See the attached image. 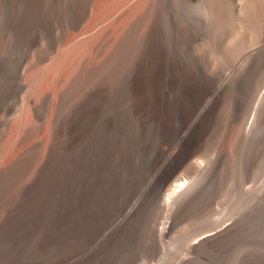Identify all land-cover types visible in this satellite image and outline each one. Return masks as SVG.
Masks as SVG:
<instances>
[{"label": "bare ground", "instance_id": "bare-ground-1", "mask_svg": "<svg viewBox=\"0 0 264 264\" xmlns=\"http://www.w3.org/2000/svg\"><path fill=\"white\" fill-rule=\"evenodd\" d=\"M184 2L192 14L203 22L202 27L196 28L192 25H182L186 20L183 18L184 21L181 20L183 22L181 24L176 19L173 0H50L48 2L44 1L40 6L39 4L37 5V0H9L8 11L3 5L0 6V98L6 93H16L24 87L23 85L26 83L23 84L21 75L26 73H24L25 70L22 73L21 69L24 61L30 58L31 54L35 61L33 63L32 60L31 65L33 63V65H36L35 68L37 67L28 77L29 83L32 82L33 84V92L30 96L26 95L27 93L25 94V97L28 96L26 100L22 98L26 101V104L21 101L26 107L24 109L23 104L21 105L24 111L16 118L17 120L14 118L16 121L12 125L10 132L7 130L8 134L4 137L3 142L1 141L3 143L0 154L1 205L4 203L8 204L18 195L27 196L33 190L35 183L40 185V189H44L46 186L43 183L45 181L48 182L52 177H56L53 173L54 168L62 175L65 170L76 172V170L80 171L83 167L91 165L94 169V179L92 178V181L97 194H100L102 187L105 186V178L102 174L103 164H101L102 160H104L105 151L109 155V160L107 159L108 168L110 167L113 171H116L120 159L118 150L120 140L123 138L125 149L129 151L132 147L131 143L132 138L135 137L134 135L137 132L142 134L146 131L156 135L159 140L156 143L155 159L153 162L151 161L152 164H150L151 166L149 165V171L145 174L146 191L139 195V191L136 190V192L128 193L122 200L116 202L113 209L109 212V218L104 222L102 229L103 231L117 229L118 226L136 213L140 205H142L143 198H146L149 202L155 201L163 205L173 204V207L171 206V215L166 220L164 219L165 221L158 222L155 227V231L160 236H166L173 227L175 210L197 188V180L195 182L191 181L184 176L179 168L181 165H186L190 172H198L203 169V172H205L209 166H206L205 159L200 158L203 156H197L203 133L212 125L215 126L216 123L221 126L222 144L219 154L220 151L222 152L226 148L231 149L237 146L245 138V131L251 128L255 122L257 123L254 124L256 126L252 133L253 137H256L254 133L257 134V131L261 128L263 129L264 126V101L261 108H259L258 120L256 117V108L258 106L256 107L255 104L259 97L264 96V84L257 85L258 88L255 89L247 115L241 119H238L235 110L233 112L230 110L232 112L230 114L224 112L221 104L225 101V97L234 89L236 90L237 87L238 89H246L249 86V81L244 85L238 83V79L241 76V66L245 63L253 64L258 62V60H264V0H184ZM49 5L52 7L51 20L47 16ZM175 7L178 8V5ZM184 9H186L185 6ZM180 11L178 10V13ZM183 13L181 14L183 15ZM52 21L53 23H51ZM66 23H70L73 30L66 35V41L64 40L65 42L61 46L56 47L53 43L57 41H53L54 37L52 38L51 31L55 26L64 27ZM60 29L63 30V28ZM63 35L65 36V34ZM63 35H61L62 39L64 38ZM48 37L51 38L49 42L52 43H48L49 45L46 49L38 50L35 48L40 39ZM207 38L215 42V46L221 54H219L220 58L221 56L224 58L222 67L220 66L222 68L220 72H217V69L215 70L212 65V61L209 58L210 55H206L202 59L195 58L193 61L190 60L189 63L191 64L187 65L186 58L179 51L181 45L196 46L203 41H207ZM40 48H42V45ZM200 50L199 52L202 51ZM198 55L200 56L199 53ZM217 65L215 64L216 67ZM25 78H27L26 75ZM252 88L254 89V87ZM252 88L250 92L253 91ZM136 129L137 132L135 133ZM253 141L250 142L252 143ZM242 145H239V147ZM0 147H2V144ZM236 148L235 150H237ZM250 149L248 150L249 153H251ZM255 151L257 152V150ZM104 157L107 156L105 155ZM253 159L251 161H254ZM248 161H250V158ZM210 166L209 168L214 167ZM248 166L251 167V165ZM69 179L67 180L69 181ZM57 190L59 191V189ZM42 191L41 194L43 193ZM210 192L212 191L210 190ZM78 193V196H82ZM88 193L89 195L91 194L90 192ZM197 193L196 196L200 195ZM17 201L20 200L18 199ZM80 205L78 206L80 207ZM95 206L98 205L96 204ZM204 206L206 205L204 204ZM53 207L56 208L55 206ZM75 207L74 210L76 209ZM84 210L83 212L87 211ZM59 214L61 213L59 212ZM189 214L191 213L189 212ZM79 215L81 214L79 213ZM252 219L251 221H253ZM230 227L231 221L222 222L219 226L202 230L195 234L194 237L191 235L188 244L187 241L186 244L188 248H195L208 242L212 243V241L225 239L228 235H231ZM248 235L250 234L248 233ZM92 239L95 240L94 238ZM186 247H184L185 250ZM184 248L182 251H184ZM187 250L184 252L188 253ZM83 254V252L74 251V253L54 263L52 262V264H74L76 261L81 260L80 258ZM181 256L180 258L182 259L183 255ZM216 256L218 257V255ZM180 258L178 259L179 261Z\"/></svg>", "mask_w": 264, "mask_h": 264}, {"label": "rangeland", "instance_id": "rangeland-1", "mask_svg": "<svg viewBox=\"0 0 264 264\" xmlns=\"http://www.w3.org/2000/svg\"><path fill=\"white\" fill-rule=\"evenodd\" d=\"M44 1L48 2L50 0H37V5L39 4V6H40L41 4H43ZM179 1L181 2V4ZM173 2H174L173 8H174V13H175L176 19L181 24L183 23V22H181V20L184 21L183 18H185V20L188 21V22L184 21V24H182V25H184V26L192 25V26H195L196 28L203 26V22L200 19H198L197 16H194V14H192V12L189 10V8L186 7L187 5L184 2V0H176V1L173 0ZM8 3H9V0H0V6L3 5L7 11H8ZM174 5L175 6L178 5V8L175 7ZM182 5H184L186 9H184V6H182ZM175 8H176V10H175ZM51 10H52V7H51V5H49L48 9H47V16L49 18L52 16ZM178 10L179 11L181 10L179 12L180 14L185 11L186 13L184 12L183 15L181 14L182 16H185V17H182L178 13ZM48 12H49V14H48ZM51 19L52 18H50V20ZM51 23H53V21ZM67 24H68V26H67L68 28L66 27ZM200 24H202V25H200ZM54 25H55V23H54ZM66 25L64 27L55 26L54 29L51 31L52 38L54 37L53 41L54 42L57 41L56 43H53V44H55L56 47L59 45L61 46V44H63L66 41V35L73 30L70 23H66ZM60 28H63V30H65L66 32ZM61 32H65V33H61ZM63 34H65V36ZM61 35H63V37H64L63 39H62ZM42 39H40L39 42H37L38 44L35 45V48H37L38 50L46 49L49 45L48 43H52V42H49L51 40V38H49V37L45 38L46 40L45 39L42 40ZM58 40H60V41H58ZM39 43H41V44H39ZM210 43H211V49H210ZM43 44L45 45V47ZM41 45H42V48H40ZM197 45H199V46H197ZM197 45L191 46V47L188 45H186V46L181 45L179 47L180 53H183L182 55L186 58L185 61H186L187 65L191 64V63H189L190 60L193 61L195 58L196 59H199V58L202 59L206 55L207 56L210 55L209 58L212 61L211 62L212 65L215 67V70L217 69L216 70L217 72H220L222 70L221 67H222V63L224 61V58L222 56H221V58L223 60L220 58L221 54H220L219 50L217 49V47L215 46L216 45L215 42L207 38V41H203L202 43L197 44ZM203 45H205V46H203ZM198 47H199V49H197ZM191 48H192V51H191ZM200 48L202 51L200 50ZM204 48H206V49L209 48V49L206 50ZM199 50L201 52H199ZM184 52H186V53H184ZM190 53H193V54L190 55ZM198 53L200 54V56L198 55ZM192 55H194L195 57L194 56L192 57ZM211 56H213V57L211 58ZM28 59H29V62H28ZM33 59H34V57L31 54L30 58H27L24 61V64H23L24 67L22 66V69H21L22 73L25 70L24 73H26L25 75L27 77V78H25L24 74L21 75L23 84L26 83L23 85L24 87H22V89L16 93H12V94L6 93L5 95H3L0 98V109H2V110H0V143L2 144V147H0V154L2 151L1 149L3 148L2 142H3L6 134H8L7 130H8V132H10L12 125L17 120L16 118H18L20 116L21 112L24 111V110H22L23 109L22 106L24 107V109L26 107V105H25L26 101H24L22 98H24L26 100V97L30 96L33 92V86H32L33 84H32V82L29 83V80H28L29 79L28 77L30 76V74L32 72H34L35 69H37V67L35 68L36 65L35 64L33 65V63L35 62ZM32 60H33V63L31 65ZM214 62H216V63H214ZM259 62H260V64H259ZM29 63H30V65H29ZM217 63H218V65H217ZM215 64L217 65V67L215 66ZM26 66H27V68H26ZM32 66H34V67H32ZM30 67H32L31 69L33 71L30 69ZM218 67L220 68V70ZM24 68H26V69H24ZM251 68H252V70H251ZM240 74H241V76L238 79V83L240 85H244L246 82L249 81L250 82V83L248 82L249 86L246 89H243V88L238 89V87H237L236 90L234 89L230 94H228L225 97L226 98L225 101L221 104V107L224 110V112H226L228 114L232 113L235 110L237 112L238 119H241L247 115V112H248L249 106L251 104V100H252L253 94L255 92V89H257L258 86L264 84V78H263L264 77L263 76L264 75V60H260V61L258 60V62H255L253 64L245 63L240 68ZM23 79H26V80H23ZM246 79H248V80L246 81ZM26 86H28V87H26ZM252 87H254V89ZM251 88L253 90L252 92H250ZM23 89H24V91H23ZM28 92H29V94H28ZM25 94L28 96L25 97ZM7 97H9V98H7ZM263 99H264V96H262L261 98L259 97L255 103L256 107L258 106L256 108L257 120H258V117L260 114L259 108H261L263 101H264ZM21 101L25 104H23ZM258 102H260L259 103L260 105L258 104ZM242 103H243V105H242ZM223 105H224V107H223ZM20 109H21V111H20ZM17 110H18V113H17ZM14 118L16 120H14ZM10 122H12V123H10ZM263 122H264V115H263ZM256 123L257 122H255L254 124H256ZM254 124L251 126L252 129L251 128L247 129L249 132L247 130L245 131V135H244L245 138H243V140L240 141L237 146H234L231 148L232 151H230L231 150L230 148H226V149L222 150V152L220 151L221 155L219 154L220 146L222 144V141H221L222 135L220 132L221 126L218 123H216L215 126L217 125L218 127L217 126L215 127L214 125H212L203 133L202 138H201L202 142L200 141V144H201L200 150L198 151L197 156H199V155L203 156V157H200V156L199 157L201 159H205L206 166L211 165L214 167L209 168V166H208L207 170H205V172H203L204 169L200 170L198 172H190L186 165H181V167L179 169L184 174V176L188 177V179H190L193 182H195L197 180V188L195 190L196 192L194 191L195 193L193 192L188 198H186L182 202L183 204H181L175 210V212H174V224L172 227L173 230L171 229V231L166 236H160L155 231V227H156L158 222L165 221L171 215V209H172L171 206L173 207V204H164L163 205V204L157 203L155 201L149 202L146 200V198H143V200L141 202L142 205H140V208H138L136 213L130 219H128L126 222H124L122 225L118 226L117 229L114 228L110 231H108V230L103 231V229H102L104 222L109 218V212L111 211V209H113L116 202H119L120 200H122V198L125 195H128V193L136 192V190L139 191L138 192L139 195H142L143 193H145V191H146V183H144V178L146 176L145 174H147V172L149 171V167L151 166L150 164H152L153 160L155 159L156 146H157L156 143H158V141H159L158 137L156 135H154L150 132L147 133L146 131H144L141 134V133H138L137 129H136L135 133L136 132L137 133L134 135L135 137L132 138L133 139L132 143H131L132 149L130 148L129 151L125 149V144H124L125 141L122 138L119 142V149L118 150L120 152L119 153L120 159L118 161L116 171H113V169L110 167L108 168V160H109L108 156L109 155L105 151L104 156L106 155L107 157L103 156L104 160H102V163H101V164H103L102 165V174L104 175V178H105L104 179L105 186H103L101 189L102 195H101V193L97 194V190L94 187L95 185L93 184V181H92L94 179V177H93L94 169L91 165H89V166L87 165L86 167H83L82 169H80V171L76 170V172L70 171V170H67V171L65 170V172H63L64 174H62V175L60 173H58V170L56 171V169L54 168L53 173L56 177H52V178H50V180H48V182L45 181L43 183V185L46 186L45 187L46 189L44 188V186H43L44 189H40V185H37L35 183L34 184L35 186L33 185V188H32L33 190L27 196L26 195H22V196L18 195L17 197L13 198L8 204L7 203L6 204L4 203L2 205L0 204V219H1L0 220V224H1L0 225V239H1L0 240V264H52V262L54 263V262L58 261L59 259L64 258L71 253H74V251L84 253L83 256L80 258L81 260L79 259L80 261H76L74 264H170L171 261H172L171 264H184L185 261H186L185 264H264V207H263L264 206V148H263L264 147V140H262V139H264V137H263L264 136V126H263V129L261 128L257 131V134L254 133V136H256V137H253L252 132H254V128L256 126V125L254 126ZM217 128H219V129L217 130ZM3 129H4V131H3ZM141 136H142V138H141ZM153 137H157V138H153ZM139 138H140V140H138ZM135 140H136V142H135ZM261 140H262V142H261ZM153 141H155V142H153ZM250 141H253L254 143L253 142L251 143ZM257 142H258V144H256ZM141 144H143V145H141ZM150 145H153V146H150ZM239 145H242V146L239 147ZM258 145H260V146L257 147ZM135 146H137V147H135ZM250 147H251V149H250ZM254 147H256V148H254ZM235 148L237 150H235ZM248 148L250 149L251 153H249ZM255 150H257V152ZM241 152H243V153H241ZM130 153H132V154H130ZM231 153H232V155H231ZM248 153H249L250 157H248L249 156ZM242 154H243V156H242ZM253 155L254 156L256 155L257 157L256 156L254 157ZM219 156H221V157L219 158ZM251 156H252V158H251ZM249 158H250V161H248ZM5 159H3V161H5ZM251 159H253L254 161H251ZM149 161L150 162L152 161V162L150 163ZM212 162H213V164H212ZM120 163H121V165H120ZM128 163H129V165H128ZM228 165H229V167H228ZM248 165H251V167ZM223 166H224V168H222ZM184 168L187 169L188 171L185 170ZM214 168H215V170H214ZM213 170L216 172L214 173ZM222 170H223V172H222ZM227 170H229V171H227ZM108 171H110V172H108ZM118 172H121V173H118ZM110 173H112V174H110ZM219 173H220V175H219ZM221 173H223V174H221ZM119 175H121V176H119ZM82 176H84V177H82ZM68 177L71 179H69ZM107 177H108V179L109 178L111 179L113 177L112 178L113 180L112 179L108 180ZM117 177H119L121 179L119 180ZM217 177H218V179H217ZM67 179H69V181ZM240 180H242V181H240ZM67 181H68V183H67ZM86 181H87V183H86ZM214 181H216V182H214ZM222 182H224V183H222ZM116 184H118V185H116ZM76 185H77V187H76ZM81 185H82V188H81ZM108 185H110V186L108 187ZM87 186H88V188L89 187H92V188L88 189ZM139 187H141V188H139ZM220 187H221V189H220ZM57 189H59V191ZM91 190H93V191H91ZM103 190H105V191H103ZM210 190L212 192H210ZM41 191L44 194L43 193L41 194ZM55 192H56V194H55ZM72 192L74 194L76 193V195H74ZM77 192H79L78 194L82 195V196H78ZM82 192H86V193H82ZM88 192H90L91 194L89 195ZM206 192H208V193H206ZM196 193L200 194V195L196 196ZM260 193L262 196L260 195ZM40 194L42 197L40 196ZM109 194H111V195H109ZM64 196H65V198H64ZM74 196H75L76 200H75ZM95 196L96 197L98 196V197L96 198ZM116 196H118V197H116ZM255 197H257V198H255ZM0 198H1V191H0ZM79 198H80V200H79ZM18 199L21 202L17 201ZM22 199H24V200L22 201ZM257 199H259V200H257ZM97 200H98V202H97ZM15 201H17V202H15ZM90 201H92V202H90ZM82 203H83V205H82ZM84 203H85V205H84ZM53 204H55V205H53ZM86 204H87L88 208H87ZM96 204L98 206H95ZM204 204L206 206H204ZM3 205H4V207H3ZM66 205H67V207H66ZM78 205H80V207ZM200 205H202V206H200ZM53 206H55L56 208H54ZM75 206H77V207H75ZM254 206H255V208H254ZM72 207H73V209H71ZM74 207L76 208L75 210H74ZM31 208H32V210H30ZM64 208H66V209L63 210ZM33 209H36V210H33ZM105 209H106V211H104ZM83 210L84 211L87 210V211L83 212ZM251 210H253V211H251ZM30 211H31V213H30ZM38 211H40V212H38ZM257 211H258V213H257ZM20 212H21V214H20ZM59 212L61 214H59ZM69 212H71V213H69ZM189 212L191 214H189ZM251 212H252V214H251ZM79 213L81 215H79ZM255 213H256V215H255ZM55 215H56V218H55ZM66 215H68V216H66ZM260 215H262V216H260ZM253 217H254V219H252ZM248 218H250V219H248ZM6 219H8V220H6ZM180 219H181V221H180ZM251 219L253 221H251ZM4 220H5V222H3ZM32 220H33V223H32ZM137 220H138V222H137ZM177 220H179V221H177ZM128 221L130 224L127 223ZM226 221H231V227H230V234L231 235L230 236L228 235V237H226L225 239L218 240V241H212V243L208 242V243H205L203 245L196 246L195 248L194 247L188 248L187 244H188L189 238H191V235H192V237H194L195 234L201 232L202 230L214 228V227L222 224V222L224 223ZM132 222H133V224H131ZM244 223H245V225H243ZM15 225L20 227L21 229L18 227L16 228ZM137 225H138V227H137ZM232 226H234V227L232 228ZM13 227H14V229H13ZM122 227H124V228H122ZM12 229H13V232H12ZM116 230L117 231L119 230V232H117ZM120 230H122V231H120ZM4 232H6V233L4 234ZM28 232H30V233H28ZM128 232H130V233H128ZM248 233L250 235H248ZM38 236H39V238H38ZM234 237H235V239H234ZM243 237H245V239H243ZM92 238H94L95 240H93ZM237 239H238V241H237ZM71 241H73V242H71ZM186 241H187V244H186ZM92 242H94V243H92ZM114 244H115V246H114ZM230 245H231V247H230ZM185 246H187L186 250L188 248V250H187L188 253L184 252V251H186L184 248ZM101 247H102V249H101ZM109 247L112 248L113 250L110 249ZM215 247H217V248H215ZM76 248H77V250H76ZM86 248H87V250H86ZM183 248H184V251H182ZM199 252L200 253L202 252V253L200 254ZM88 253L90 256L88 255ZM179 254L183 255L182 259L180 258L182 256ZM188 254H190V255H188ZM193 255L194 256L196 255V256L194 257ZM216 255H218V257ZM99 258H101V259L99 260ZM112 258H114L113 261H112ZM179 258H180V261L178 260ZM105 260H106V262H104ZM145 260H146V262H144ZM181 260H182V262H181ZM191 262H193V263H191Z\"/></svg>", "mask_w": 264, "mask_h": 264}]
</instances>
